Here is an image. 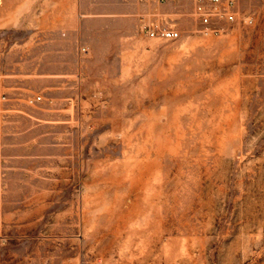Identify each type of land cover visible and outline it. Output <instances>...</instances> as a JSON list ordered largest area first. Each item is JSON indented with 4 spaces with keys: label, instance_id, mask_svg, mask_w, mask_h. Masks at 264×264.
Returning <instances> with one entry per match:
<instances>
[{
    "label": "rangeland",
    "instance_id": "obj_1",
    "mask_svg": "<svg viewBox=\"0 0 264 264\" xmlns=\"http://www.w3.org/2000/svg\"><path fill=\"white\" fill-rule=\"evenodd\" d=\"M134 1L0 0V264H264V0ZM55 49L68 105L11 98Z\"/></svg>",
    "mask_w": 264,
    "mask_h": 264
},
{
    "label": "crops",
    "instance_id": "obj_2",
    "mask_svg": "<svg viewBox=\"0 0 264 264\" xmlns=\"http://www.w3.org/2000/svg\"><path fill=\"white\" fill-rule=\"evenodd\" d=\"M26 1V0H23ZM36 1V0H34ZM154 1V0H150ZM26 3V2H25ZM129 3L137 4L136 1L129 0ZM52 52V51H51ZM58 54V50L55 49L52 52V55H54V59L47 60V54L42 53L40 56H37L38 61L36 62V65L31 68H26L25 66L21 67L16 73H12V77H7L3 79V82L6 84L17 82L19 84H25V82H30L32 80H37L38 83L41 84V90L48 91L51 93V98L49 99V108L45 109V112L49 113H55V109L59 104L65 103L68 105L69 99L66 95L62 94L64 91L68 90V86L71 87L73 83V69L72 67L67 66H60L59 62L57 61L56 57ZM7 91L9 93V96L11 98L15 96H23L25 92H27V86H13L9 87L7 85ZM10 98V99H11ZM14 99V98H13ZM16 101H19L21 99L16 98L14 99ZM40 121H44L46 123H59L61 122L60 117L56 116H44L39 119Z\"/></svg>",
    "mask_w": 264,
    "mask_h": 264
},
{
    "label": "built area",
    "instance_id": "obj_3",
    "mask_svg": "<svg viewBox=\"0 0 264 264\" xmlns=\"http://www.w3.org/2000/svg\"><path fill=\"white\" fill-rule=\"evenodd\" d=\"M236 5L237 0H198L195 15L200 25V32L210 35L225 31V23H232L236 20ZM247 20L252 22L251 18H247ZM147 32L150 37L160 36L172 39L179 36L176 29L168 26L149 28Z\"/></svg>",
    "mask_w": 264,
    "mask_h": 264
}]
</instances>
